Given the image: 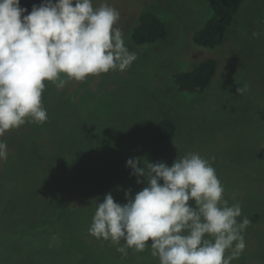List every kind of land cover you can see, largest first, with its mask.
I'll return each instance as SVG.
<instances>
[{
  "label": "rangeland",
  "instance_id": "obj_1",
  "mask_svg": "<svg viewBox=\"0 0 264 264\" xmlns=\"http://www.w3.org/2000/svg\"><path fill=\"white\" fill-rule=\"evenodd\" d=\"M92 3L119 11L116 26L137 59L124 71L89 75L85 81L63 76V88L46 81L42 104L48 119L26 122L0 137L8 153L0 160V264H160L150 244L143 252L129 248L125 257L88 229L106 193L123 204L127 190L134 197L147 186L130 175L129 158L171 166L189 152L212 163L229 204L241 206L238 222L251 221L242 233L246 248L231 264H263L264 34L252 33H264V0H243L216 48L194 41L210 15L207 0ZM145 10L166 23L168 35L139 46L131 31ZM210 57L219 67L209 87L180 93L174 74ZM245 84L247 90L239 94ZM164 118L177 124L169 142L158 139Z\"/></svg>",
  "mask_w": 264,
  "mask_h": 264
},
{
  "label": "clouds",
  "instance_id": "obj_2",
  "mask_svg": "<svg viewBox=\"0 0 264 264\" xmlns=\"http://www.w3.org/2000/svg\"><path fill=\"white\" fill-rule=\"evenodd\" d=\"M119 19L116 8L107 3L94 8L92 0H42L31 12L20 0H0V137L26 122L48 119L42 104L46 81L63 88V76L85 81L130 67L137 53L127 48ZM7 157V144L0 140V160ZM126 167L147 186L134 197L127 190L123 204L106 193L90 235L110 241L125 257L129 248L143 252L150 244L160 264H231L243 253L242 233L251 221L238 222L241 206L229 204L209 159L189 152L168 166L131 157Z\"/></svg>",
  "mask_w": 264,
  "mask_h": 264
},
{
  "label": "trees",
  "instance_id": "obj_3",
  "mask_svg": "<svg viewBox=\"0 0 264 264\" xmlns=\"http://www.w3.org/2000/svg\"><path fill=\"white\" fill-rule=\"evenodd\" d=\"M20 3L22 7L28 9V12H31L32 6L41 4L42 0H20ZM207 3L210 8V15L196 31L194 41L200 46L216 48L224 43L243 0H207ZM131 35L134 43L141 46L166 39L168 29L166 23L156 13L145 10L137 17ZM218 67V59L210 57L190 70L174 74L177 90L180 93L189 94L205 91L212 83ZM176 132L177 124L173 119L164 118L158 123V139L161 142L171 141ZM18 242V240L12 241V243ZM100 256L103 258L101 254ZM261 259L264 261V250L261 253ZM99 263L105 264L100 260Z\"/></svg>",
  "mask_w": 264,
  "mask_h": 264
}]
</instances>
